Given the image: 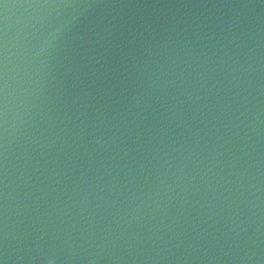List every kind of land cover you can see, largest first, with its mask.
Here are the masks:
<instances>
[{"label":"water","instance_id":"obj_1","mask_svg":"<svg viewBox=\"0 0 264 264\" xmlns=\"http://www.w3.org/2000/svg\"><path fill=\"white\" fill-rule=\"evenodd\" d=\"M0 264H264V0H0Z\"/></svg>","mask_w":264,"mask_h":264}]
</instances>
